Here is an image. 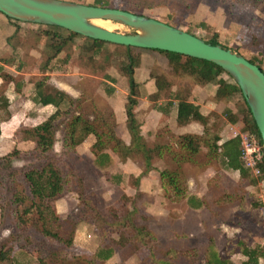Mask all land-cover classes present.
Returning <instances> with one entry per match:
<instances>
[{
    "label": "rangeland",
    "instance_id": "obj_1",
    "mask_svg": "<svg viewBox=\"0 0 264 264\" xmlns=\"http://www.w3.org/2000/svg\"><path fill=\"white\" fill-rule=\"evenodd\" d=\"M68 1L95 5V0ZM112 5L114 8L157 18L205 40L211 39L217 33L221 44L237 50L248 59H255L264 70V0H260L255 7L232 0H194L190 8L179 3L155 8H131L124 0H112ZM116 24L117 27L112 30L134 33L130 27ZM47 30H55L62 35L67 33L61 28L54 29L44 24L10 21L0 14V65L4 72L14 75L16 79L15 84H12L7 80L2 82L0 76V91L11 97V111L14 112L11 118L6 119L7 110L4 108L0 110L1 167L6 164L3 157L14 149L22 152L20 156H15L14 168L31 164L30 155L24 153L34 147V142L23 140V129L44 121L56 109L53 106L44 107L34 101L35 82L45 74L49 75L51 84L63 89L75 99L73 105L69 103L62 105V109L69 113L70 118L80 112L87 119L93 120L98 112L105 115L113 112L117 114L119 120L117 133L125 138H131L124 109L129 93L128 78L120 70L127 62L125 47L109 42L99 54L93 55V52L86 48L88 41L79 37L45 70L46 48L51 39L46 34ZM141 52L142 63L135 69V78L137 81L141 80L143 94L135 107V113L142 121L141 133L148 149H152L156 142L172 141L174 134L189 131L195 124L177 126L172 101L179 98L193 99L214 108L213 112L219 115L214 125L216 129L225 121L224 113L221 112L225 103L213 104L211 99L207 103L204 102L210 90L209 84L199 83L194 76L188 74L172 76L164 54L149 49H143ZM151 72L164 73L173 82L172 87L161 92L156 99L152 98L154 96H150L148 91L156 89L155 81L150 76ZM106 75L115 77L116 82L110 81ZM110 87L115 89L113 93L109 92ZM233 104L236 107L243 105L239 94L231 98V105ZM159 107L164 109L167 107L169 110H161ZM157 129L161 131L155 135ZM226 133V130H223L224 137ZM63 136L62 128L57 134L55 145L59 152L63 149ZM94 141V135L88 136L77 147L75 152L77 155H74L78 157V168L87 169L86 189L99 196L102 204L112 206L120 213L138 208V213L147 217L145 221L157 235L158 257L169 248L176 250L195 248L197 262L181 259L179 264H205L206 250L213 243L221 256L229 259L231 264H243L247 257L241 251L242 244L250 247L264 246L263 180L259 181L258 185H248V190L242 194L240 201L216 204L218 194L211 193L213 188L209 193L205 179L208 180V166L216 171L220 170L215 174L219 175L222 160L220 161L219 157H204L207 148L203 146L196 162L182 166L189 192L185 197L176 198L172 192L169 194L161 179L162 170H174L178 166L168 153L156 154L151 151L148 166L144 157L139 154L130 156L118 154L107 148L103 156L106 158L100 161L91 151ZM2 177L0 247L6 244L12 247V253L10 260L0 264H40L43 257L50 264L49 251L64 247L63 243L43 237L33 227L23 230L16 226L10 216L7 173ZM225 178L228 181L227 183L225 181V186L221 185L220 188L223 190L226 187L231 188L234 184L228 177ZM190 196L203 198L205 203L200 201V206H194L188 200ZM52 207L60 218V221L55 223L56 228L64 238L73 239L72 246L67 249L68 254L79 257L93 254L101 245V236L94 223L82 217L83 211L78 194L75 191H66L52 202ZM112 237L120 238L117 232L113 233ZM151 243L142 245L134 253V244L130 243L124 248L115 246L113 256L117 255L118 260L116 257L113 261H116V264H124L129 256L134 255L142 264H153L149 257ZM103 244V247L111 246L110 240ZM61 255L65 257L64 254ZM62 257L59 259L60 262ZM99 264H108V260ZM261 264H264V259H261Z\"/></svg>",
    "mask_w": 264,
    "mask_h": 264
},
{
    "label": "trees",
    "instance_id": "obj_2",
    "mask_svg": "<svg viewBox=\"0 0 264 264\" xmlns=\"http://www.w3.org/2000/svg\"><path fill=\"white\" fill-rule=\"evenodd\" d=\"M131 8H155L171 6L179 3L190 8L194 0H124ZM250 6H257L260 0H232ZM95 5L113 7L112 0H95ZM2 13V12H0ZM3 14V13H2ZM5 15V14H3ZM6 16V15H5ZM7 17V16H6ZM10 21H19L7 17ZM27 23V22H26ZM30 23V22H29ZM38 24V23H34ZM51 28H61L66 34H59L57 31L47 30L46 34L51 38L47 43V59L44 69L47 70L54 59L63 52L66 47L76 38L82 37L88 41L87 49L94 54H99L104 46L109 42L93 39L81 34L69 31L65 28L53 25H46ZM190 32V31H188ZM212 44H218L219 36H214L206 40ZM120 45V44H118ZM126 49L127 62L121 66L122 73L128 78L129 93L126 98L125 111L126 123L130 133V142H125L117 134V117L111 112L107 115L98 112L93 119H87L82 113L73 114L71 118L68 112L62 109V105L69 103L73 105L75 99L63 89H60L49 82V75L45 74L35 82L34 101L42 105H53L56 109L47 119L34 126H28L23 129V140L34 142V147L24 154L30 155V165L21 168H14L13 161L15 156H20L22 152L14 149L11 153L5 155L3 160L6 164L0 166V199L3 194L2 176L7 173L8 191L10 193V216L20 229L27 230L35 228L36 231L45 238H50L63 243L62 248H55L49 251L50 264H99L110 259L115 250V246L125 247L128 244H134L133 253L142 245H148L152 242L149 249V257L153 264H179L181 259H188L194 263L198 260L197 250L189 248L185 250H176L169 248L165 250L161 257L156 255L159 248L156 233L149 227L147 217L138 213V208L127 213H120L112 206L102 204L101 199L94 192L86 189L87 169L78 168L77 147L85 139L94 135L95 141L91 145V151L95 158L102 161L106 153L105 150L110 148L118 154L135 155L139 154L144 157L146 164L149 166L151 161V151L156 154L168 153L173 157L178 165L174 170H162L161 179L169 194L172 192L176 198L185 197L189 192L188 181L183 173L182 166L189 162H196L201 154L203 146L207 148L204 157L213 158L221 157L227 168L239 170L240 177L231 190H224L217 195L216 204L234 203L240 201L242 194L248 185H258L259 181H264V156L260 163L262 174L256 177L253 171L246 167L239 149L241 139L234 136L226 142L219 144L220 136L217 132L212 131L210 119L203 114L199 105L187 99H178L176 122L178 126L187 125L191 122L200 123L204 130L202 133H182L174 134L173 140L167 143L156 142L152 149H148L143 141L141 133V123L135 113V107L139 98L142 96L141 83L135 78V69L142 63V50L148 48H139L134 46L120 45ZM136 50V51H135ZM164 54L167 58L168 65L172 76L179 74H188L195 77L199 83L209 84L214 89V101L217 103L224 102L223 112L229 122L240 125L242 131L251 132L258 136L263 145L260 132L254 121L249 106L242 94L239 85L233 78L219 65L205 59H200L184 54L149 49ZM256 63L255 59H249ZM7 63V61H6ZM259 65V64H258ZM260 66V65H259ZM0 76L2 82L8 83L16 81L14 75L4 72L0 65ZM151 78L154 79L157 90L150 94L156 99L159 94L172 87V80L164 73L151 72ZM110 81L116 82L115 77L106 75ZM16 84H18L16 82ZM114 88L110 87L109 92L113 93ZM1 92V91H0ZM239 94L242 98L241 107L229 106L231 98ZM10 100L5 93H0V110H7V118L11 116L9 108ZM161 108V107H159ZM4 120V119H3ZM2 120V121H3ZM63 128V149L57 151V134ZM161 130L157 132L160 133ZM1 135V121H0ZM264 148V147H263ZM5 171V172H4ZM215 177L209 181L211 188L217 189L220 184ZM224 179L221 184L225 186ZM66 191H75L80 199L82 207V217L87 221L94 223L101 236V245L97 250L89 255L79 257L71 256L67 249L73 244L72 237L64 238L60 230L56 228L55 223L60 218L53 210L52 202L60 198ZM194 206H200L205 203L203 198L190 196L188 199ZM257 205V204H256ZM5 209V206H4ZM3 210V206H2ZM117 232L119 239L112 237ZM110 240V247H103L104 242ZM52 245V244H51ZM54 246V245H53ZM242 253L247 257L243 264H261L264 259V246L250 247L245 244L241 245ZM12 247L2 244L0 247V262H6L11 259ZM64 254L65 257H62ZM61 262H60V258ZM40 264H48L43 257ZM205 264H231V261L224 258L219 253L215 244H210L206 250Z\"/></svg>",
    "mask_w": 264,
    "mask_h": 264
},
{
    "label": "water",
    "instance_id": "obj_3",
    "mask_svg": "<svg viewBox=\"0 0 264 264\" xmlns=\"http://www.w3.org/2000/svg\"><path fill=\"white\" fill-rule=\"evenodd\" d=\"M0 12L19 21L59 26L114 44L172 51L221 66L239 85L264 147V70L237 50L154 17L114 7L68 0H0ZM96 19L126 25L134 33L108 29L95 23Z\"/></svg>",
    "mask_w": 264,
    "mask_h": 264
},
{
    "label": "crops",
    "instance_id": "obj_4",
    "mask_svg": "<svg viewBox=\"0 0 264 264\" xmlns=\"http://www.w3.org/2000/svg\"><path fill=\"white\" fill-rule=\"evenodd\" d=\"M0 14H2V13H0ZM5 16V15H4ZM157 19V18H156ZM15 29H16V27H15ZM15 29H14V32H15ZM14 32H12V34L14 33ZM139 82H141V80L139 81ZM1 84V83H0ZM12 84H15L14 82H12ZM154 84H155V82H154ZM156 86V85H155ZM59 88V87H58ZM61 89V88H60ZM157 90V88L154 90V91H150V90H148L149 91V94H152V93H154L155 91ZM14 91H16V88H14ZM214 89L213 88H210V90L208 91V93H207V97H205L204 99H206V100H204V102H206L207 103V101H209L210 99V101L211 102H213V104L214 103H216V104H218L217 102H215L214 101V99H213V97H214ZM5 94H6V96L9 98V100H10V106H9V108H10V110H11V106H12V104H11V102H12V99H11V97L9 96V95H7V93L5 92ZM171 101V100H170ZM177 101L178 100H176V101H172V106H173V108L175 109V120H176V116H177ZM190 101H192V102H194L195 104H197V105H199V107H200V110L202 111V113L203 114H205V115H207L208 117H209V119H210V124H211V128H212V131H214V132H217L218 134H219V136H220V140H219V144L221 145L222 143H224V142H226L227 140H229L230 138H232V137H234V136H236L239 132H241V127H240V125L239 124H237V123H232V122H229L227 119H226V116H225V114L223 115V118L225 119V121H223L222 123H221V125H219V127L216 129L215 127H214V125H215V122L218 120L217 119V117L219 116V115H216L214 112H213V109L214 108H211V107H208L207 105H203L202 103H198V102H196L195 100H190ZM221 103V102H220ZM224 103V102H223ZM229 106H233V105H231V102L228 104ZM42 106H44V105H42ZM49 106H53V105H51V104H49V105H45L44 107H49ZM54 107V106H53ZM216 107H218V108H220L219 107V105H216ZM224 107L225 106H223V108L221 109V112H223V109H224ZM124 109H125V106H124ZM161 110L162 109H164L163 107H161L160 108ZM164 110H169V109H167V107L164 109ZM55 111V110H54ZM53 111V112H54ZM52 112V113H53ZM224 113V112H223ZM13 114H14V112H12L11 111V116H10V118L13 116ZM51 114V113H50ZM116 114V113H115ZM222 116V115H221ZM116 117H117V114H116ZM138 118V117H137ZM138 120H139V118H138ZM125 121H126V113H125ZM140 121V123H141V127H142V121L141 120H139ZM118 122H119V120L117 119V124H118ZM192 123H195L193 126H192V128L189 130V131H185V132H182V133H187V132H192V133H202L203 132V130H204V127L200 124V123H197V122H191V123H189V124H187V125H183V126H180V127H186V126H188V125H190V124H192ZM176 124H177V122H176ZM178 126V125H177ZM128 129V128H127ZM158 130H160V129H157L156 131H155V135H156V133L158 132ZM223 130H226V137H224V135L222 134L223 133ZM129 133V132H128ZM182 133H178V134H182ZM118 134V133H117ZM119 135V134H118ZM125 142H127V143H129L130 142V139L131 138H125V137H123L122 136V134L121 135H119ZM129 137H130V134H129ZM239 149L241 150V146L239 147ZM220 158V161H221V172L219 173V175H215L218 171H220V170H218V171H216L215 169H212L210 166H208L209 167V170L207 171V174H208V177H207V179L208 180H206L205 179V186L207 185L208 186V190H209V193H210V189H211V187H210V185H209V181L211 180V179H213V178H215L214 176H216V177H218L217 178V183L218 184H220L219 185V187L215 190L214 188H213V191L211 192V193H214L215 195H217V194H220V193H222L224 190L222 189V188H220L221 187V185H223V184H221V182H223V180L224 179H226L225 177H228L229 179H230V181H232V182H234V184H233V186L231 187V188H228V187H226L225 189L226 190H231V189H233V187L235 186V184H236V182H237V180L239 179V177H240V172H239V170H235V169H230V168H227V166H226V164H225V161L221 158V157H219ZM249 187V186H248ZM248 187H246L247 189H246V192H247V190H248ZM207 192V191H206ZM245 193V192H244ZM243 193V194H244ZM252 196V195H251ZM251 199H252V197H251ZM244 201V200H243ZM242 201V202H243ZM239 205V204H238ZM256 206V205H255ZM116 257H117V255H115V256H112V258H110V259H108V264H116L117 262L116 261H113V258H115L116 259ZM137 259H138V257L137 256H134V255H131V256H129L126 260H125V262H124V264H142L141 263V261H137ZM117 260H118V257H117Z\"/></svg>",
    "mask_w": 264,
    "mask_h": 264
},
{
    "label": "built area",
    "instance_id": "obj_5",
    "mask_svg": "<svg viewBox=\"0 0 264 264\" xmlns=\"http://www.w3.org/2000/svg\"><path fill=\"white\" fill-rule=\"evenodd\" d=\"M236 136L241 139V157L246 167L250 168L256 177H260L262 170L260 163L263 160L264 148L258 136L251 132H240Z\"/></svg>",
    "mask_w": 264,
    "mask_h": 264
},
{
    "label": "bare ground",
    "instance_id": "obj_6",
    "mask_svg": "<svg viewBox=\"0 0 264 264\" xmlns=\"http://www.w3.org/2000/svg\"><path fill=\"white\" fill-rule=\"evenodd\" d=\"M94 22L111 30L117 27L116 23L109 20L96 19Z\"/></svg>",
    "mask_w": 264,
    "mask_h": 264
}]
</instances>
